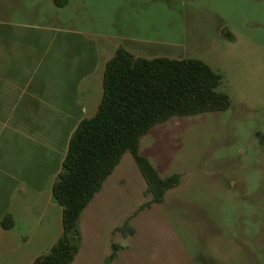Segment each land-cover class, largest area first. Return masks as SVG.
I'll return each instance as SVG.
<instances>
[{"label": "rangeland", "instance_id": "obj_1", "mask_svg": "<svg viewBox=\"0 0 264 264\" xmlns=\"http://www.w3.org/2000/svg\"><path fill=\"white\" fill-rule=\"evenodd\" d=\"M60 20L87 31L91 49L105 32L149 55L204 59L232 99L227 109L174 115L142 135L140 152L162 176L181 179L135 214L151 194L124 153L78 219L71 264H264V0H0V38L11 21L40 31ZM33 145L25 142L18 161L39 178L50 163ZM132 214L136 232L113 235ZM112 239L122 247L107 263Z\"/></svg>", "mask_w": 264, "mask_h": 264}, {"label": "crops", "instance_id": "obj_2", "mask_svg": "<svg viewBox=\"0 0 264 264\" xmlns=\"http://www.w3.org/2000/svg\"><path fill=\"white\" fill-rule=\"evenodd\" d=\"M9 24L0 38V264H32L63 232L52 186L72 132L98 109L108 59L119 45L136 55L159 53L105 32L91 49L87 31L61 20L40 31ZM26 141L50 163L39 178L26 177L19 164ZM10 157L17 163L10 166ZM6 213L15 220L9 228L1 223Z\"/></svg>", "mask_w": 264, "mask_h": 264}, {"label": "trees", "instance_id": "obj_3", "mask_svg": "<svg viewBox=\"0 0 264 264\" xmlns=\"http://www.w3.org/2000/svg\"><path fill=\"white\" fill-rule=\"evenodd\" d=\"M68 0H55L64 5ZM222 73L198 57H153L136 55L119 45L108 59L103 75V94L97 111L83 118L72 132L52 194L62 205L63 232L32 264H71L79 251L78 219L102 188L126 151L133 154L151 197L134 212L162 202L168 189L179 184L180 172L162 176L150 158L140 152V141L154 125L174 115L224 110L230 94L219 85ZM130 215L112 228V234H134ZM1 223L12 227L14 217L6 213ZM109 263L122 245L114 239Z\"/></svg>", "mask_w": 264, "mask_h": 264}]
</instances>
